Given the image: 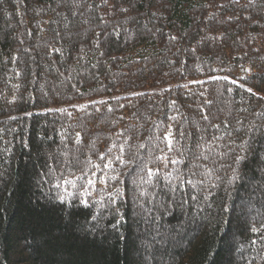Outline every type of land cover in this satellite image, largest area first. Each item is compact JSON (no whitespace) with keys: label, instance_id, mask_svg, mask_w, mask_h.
<instances>
[{"label":"trees","instance_id":"obj_1","mask_svg":"<svg viewBox=\"0 0 264 264\" xmlns=\"http://www.w3.org/2000/svg\"><path fill=\"white\" fill-rule=\"evenodd\" d=\"M0 264H264V0H0Z\"/></svg>","mask_w":264,"mask_h":264},{"label":"snow or ice","instance_id":"obj_2","mask_svg":"<svg viewBox=\"0 0 264 264\" xmlns=\"http://www.w3.org/2000/svg\"><path fill=\"white\" fill-rule=\"evenodd\" d=\"M235 83V81H233ZM249 91L251 92V89H249ZM206 118V117H205ZM180 135H184L183 132L180 133ZM77 136H79V134H77ZM157 139H163V141H165L166 143V147L171 151L173 148H174V141H175V134L173 133V131L171 130H168L165 132V134L162 136V137H157ZM77 143H80V140H77L76 141ZM141 147H143V145H141ZM159 147V146H157ZM160 152L163 153L164 152V149H160ZM244 157H240L239 159H243ZM100 159L101 160H104L105 159V156L104 155H101L100 156ZM157 159H160L162 161H168V162H171V163H177L178 161L176 160H170L169 157H167L166 155H161L159 157H157ZM115 160H119V161H122L123 162V159L121 156H116L115 157ZM71 163V162H70ZM75 163L77 164H81V163H85V162H82V161H79L78 159L75 161ZM86 163L88 164H91L92 161L91 159H89ZM113 166V160L112 159H108L107 162L103 165L104 168H111ZM93 168H99L101 167L100 164H93L92 165ZM145 168H147V164L144 165ZM80 172H81V175L80 176H74L72 179H64L63 177H55V179L57 180V183L55 184V187L59 188L61 187V183L60 181L62 180L64 184H68V185H71L73 188H76L77 187V181L78 180H81L83 179L85 181V185H82L81 187L84 188L85 190H87V188H90V187H95L96 185V180H94L91 176L89 175H86L85 172H84V169L81 168L80 169ZM159 172V169H156L155 171L151 168H148L147 169V175L149 177H153L154 175H156L157 173ZM94 175V173H93ZM111 179H118L117 176H112L110 177ZM147 182H151V181H147ZM189 184L192 183L191 180L188 181ZM194 186V185H193ZM117 194H119V190H117ZM143 195V193H141ZM195 197H193L194 199ZM115 201L113 200V203ZM85 205L88 204V201L85 200L84 201ZM118 211V210H117ZM113 227H115V225H113ZM252 231L253 232H260L261 229H257L256 227H253L252 228Z\"/></svg>","mask_w":264,"mask_h":264}]
</instances>
